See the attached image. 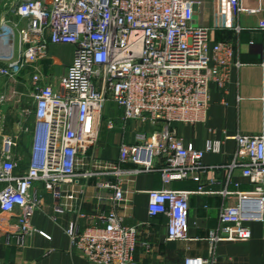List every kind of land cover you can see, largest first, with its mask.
<instances>
[{
    "label": "built area",
    "instance_id": "obj_1",
    "mask_svg": "<svg viewBox=\"0 0 264 264\" xmlns=\"http://www.w3.org/2000/svg\"><path fill=\"white\" fill-rule=\"evenodd\" d=\"M193 5L189 0L12 2L8 17L0 22V77L15 84L24 70H32L27 94L34 104L35 130L30 163L23 173L17 172L12 159L15 142L10 138L3 142L0 212L5 215L6 246L22 248L25 238L37 232L31 219L44 204L37 193L40 184L52 197L55 212L75 214L65 234L86 262L137 264L138 228L124 226L117 212L125 202L127 179L158 173L164 185L189 179L199 183L206 169L204 155L220 153L221 143L210 140L205 150H198L185 145L173 125L204 122L209 84L222 88L231 68L241 66L232 45L210 44V30L193 24ZM49 46L74 49L58 88L44 83L37 68L47 58ZM8 100L7 94L0 96V104ZM107 102L122 109L123 123L151 128L137 132L133 143H122L116 162L90 154ZM28 111L24 109L23 116ZM107 128H115L113 120ZM233 139L236 149L227 167L229 176L239 170L252 189L219 193L223 198L235 196L236 205L220 210L218 228L207 238L208 258L188 257L183 264H214L218 244L248 242V224L263 221L264 113L260 134ZM92 181L97 208L93 214L63 205L64 200L74 204L85 197ZM65 187L76 190L67 192ZM190 195L168 189L148 192L149 216L167 218V242L189 240ZM103 205L110 210L101 212ZM79 220L88 225L81 228Z\"/></svg>",
    "mask_w": 264,
    "mask_h": 264
},
{
    "label": "crops",
    "instance_id": "obj_2",
    "mask_svg": "<svg viewBox=\"0 0 264 264\" xmlns=\"http://www.w3.org/2000/svg\"><path fill=\"white\" fill-rule=\"evenodd\" d=\"M4 1L7 0H0V4ZM189 1L197 7L193 24L210 30V44L232 45L234 59L241 66L231 68L222 88L214 82L209 84V108L204 122L173 125L184 144H191L198 150H205L210 140L221 143L220 153L204 155L202 164L206 169L199 183L189 179L164 185L158 173L139 174L127 179L125 202L117 212L124 226L138 228V246L134 255L137 264H183L188 257L208 258L207 238L211 231L218 228L220 210L234 207L237 203L235 196L223 198L219 193L225 189L230 192L252 189L239 170H234L229 176L227 167L236 149L233 138L237 135H258L263 130L264 67L261 65V52L264 45V0ZM4 18L7 17L1 16L0 22ZM53 47L56 46H49L47 58L40 61L37 68L44 76V83L58 88L59 79L65 75L73 55L62 63L52 55L57 50ZM67 47L74 52L71 46ZM55 65L60 67L59 73L52 75L45 72L46 67ZM30 74L31 69L24 70L15 84L0 77V96L7 94L9 98L6 103L0 104V155L4 140H13L12 159L18 164L19 174L29 166L35 130L34 104L27 94ZM24 109L29 110L25 117ZM117 109L119 111L114 116L102 114L96 144L98 151L96 154L95 146L90 152L97 160L116 162L122 143H133L137 132L151 131L148 125L123 123V111ZM111 120L115 128L109 130L107 124ZM199 188H202V193H198ZM70 189L76 190L64 188L67 192ZM164 189L191 193L187 242H167V218L148 214V192ZM37 193L43 197L44 204L32 217L31 226L49 239L36 232L25 238L22 248L14 244L6 246L5 215L0 212V264H89L71 248L65 234L67 225L76 220L75 214L55 212L52 197L44 192L40 184H37ZM94 195L92 181L85 197L74 204L64 200L63 205L69 208L75 205L82 213L91 215L97 209ZM100 210L108 212L110 209L108 205H103ZM78 223L81 228L88 225L86 220H79ZM248 227L251 232L248 242L217 245L214 264H264V218L262 222L249 223Z\"/></svg>",
    "mask_w": 264,
    "mask_h": 264
},
{
    "label": "rangeland",
    "instance_id": "obj_3",
    "mask_svg": "<svg viewBox=\"0 0 264 264\" xmlns=\"http://www.w3.org/2000/svg\"><path fill=\"white\" fill-rule=\"evenodd\" d=\"M13 1L14 0H7V1H4L3 3L0 4V17L1 16L8 17V14H9L8 10H9V8H10V6H11ZM53 48H54L53 50H55V48H57V50L52 52V55L57 57L62 63H65L67 60L70 59L71 55H73V51H72V49L70 47H67V46H56V47H53ZM59 71H60V67L57 66V65H55V66H53L51 68L50 67H46V70H45L46 73H51L52 75L59 73ZM45 72H43V73L45 74ZM118 111L119 110L117 109V107L112 102H107L105 107H104L103 113L105 115L114 116V114L116 112H118ZM103 125H102V129L104 128ZM97 151L98 150H97V146H96V154H97Z\"/></svg>",
    "mask_w": 264,
    "mask_h": 264
},
{
    "label": "water",
    "instance_id": "obj_4",
    "mask_svg": "<svg viewBox=\"0 0 264 264\" xmlns=\"http://www.w3.org/2000/svg\"><path fill=\"white\" fill-rule=\"evenodd\" d=\"M196 9H197V7H196V5L194 4V5H193V11H196Z\"/></svg>",
    "mask_w": 264,
    "mask_h": 264
}]
</instances>
